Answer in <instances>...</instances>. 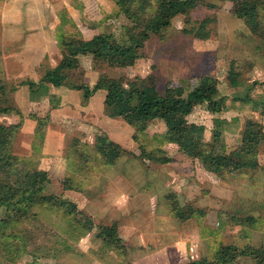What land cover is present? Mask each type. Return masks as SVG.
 Masks as SVG:
<instances>
[{
    "label": "rangeland",
    "instance_id": "obj_1",
    "mask_svg": "<svg viewBox=\"0 0 264 264\" xmlns=\"http://www.w3.org/2000/svg\"><path fill=\"white\" fill-rule=\"evenodd\" d=\"M150 1L152 4L155 2ZM208 1L219 9L215 13L217 23L208 27L209 40L200 41L183 35L184 17L179 16L169 28L161 31L162 40L152 37L146 42L145 58L134 67L106 68L90 57L82 62H89L92 70L86 74L87 71L79 68L77 72L70 73L69 86L86 81L90 85H85L91 88L102 74L132 83L135 76L145 77L156 72L159 87L171 84L188 91L189 77L209 74L219 79L217 81L222 85L227 84L228 73L232 69L239 76V86L229 92L225 88L220 89L227 96L229 111L219 118L223 119L225 114L235 118H230V126L222 128L220 141L213 143L211 132L217 115L197 106L188 116L189 123L205 129L204 154L218 151L219 146H224L226 153L236 148L240 144L239 131L247 120L261 125L264 132V115L261 113L264 109V39L249 34L243 21L232 20L229 3ZM74 7L75 11L71 7V12L81 23L80 31L75 24L65 22L62 24V36L77 38L81 31L84 38L107 33L120 43L125 42L123 27L128 22L117 12L114 0H94L87 9L80 4ZM202 12L207 11L203 9ZM77 13L80 15L78 18ZM195 16L202 18L203 14L194 12L193 18ZM150 17L154 18L153 10ZM252 70L255 77L262 78L263 82L245 78L246 73ZM69 86L57 87L56 96L49 99L53 109L79 110L82 106V111H85L89 107L94 110L104 108V91H97L86 101L83 91ZM36 91L32 86L30 92ZM244 96L257 102L258 108L253 110L252 102L235 100ZM48 114L41 119L45 123ZM69 116L79 118V114L73 112ZM104 117L95 121L94 127L90 126L88 133H83L84 137L88 134L90 140L105 133L129 154L117 160L114 166H108L87 146L85 139L80 142L73 138L74 123L62 119L63 122L59 123L64 126L62 132L68 138L65 148L70 151L65 149V153L68 152L66 159L64 163L63 160L58 161L61 168L56 174L52 172L53 181H48L46 191L75 202L96 225L116 223L119 236L128 249L126 257L102 248L95 239L96 229L85 232L76 220L68 219L61 210L34 205V216H28L12 228V233L22 240L26 252L10 263L8 256L0 251V264H188L203 259L212 261L220 246L264 248V143L259 147L258 169L237 171L219 178L205 171L202 159H189L168 143L165 128L160 122L155 121L144 132L138 133L120 119ZM233 119H237L236 122H231ZM27 138L29 141L30 137ZM38 149L41 150V145ZM148 155L153 159H148ZM161 158L169 162L156 161ZM21 165L36 169L35 162ZM81 178L83 182L72 180ZM168 195H175L181 203L202 211L203 216L196 215L180 222L171 213ZM2 217L1 211L0 219ZM232 264L255 263L240 257Z\"/></svg>",
    "mask_w": 264,
    "mask_h": 264
},
{
    "label": "trees",
    "instance_id": "obj_2",
    "mask_svg": "<svg viewBox=\"0 0 264 264\" xmlns=\"http://www.w3.org/2000/svg\"><path fill=\"white\" fill-rule=\"evenodd\" d=\"M230 4V13L242 20L250 33L264 39V0H218ZM118 12L128 22L123 27L126 40L120 43L112 34L102 33L89 40L79 34L77 38L60 36L62 59L53 69L48 70L40 82L54 87L67 85L69 75L78 69V56H91L93 60L109 68H131L145 58L144 46L152 37L162 40L161 31L169 28L175 18L184 17L181 33L196 40L207 41L210 37L209 25L216 21L218 7L208 0H114ZM206 10L203 13L202 10ZM151 10L154 18L150 17ZM194 12L203 17L193 18ZM157 73L145 77L135 76L132 83L123 78H110L104 74L89 88L85 84L70 85V88L83 91L87 101L97 91H104V115L110 119H120L138 133L144 132L155 122H160L165 128V139L178 148L180 153L189 159H202L203 168L209 174L224 178L234 172H248L260 167L258 162L259 147L264 143V132L261 125L247 120L239 131L240 144L226 153L224 146L218 151L204 154L202 150L205 129L188 122V116L197 106L204 107L211 115H217L212 129L213 143L220 141L222 128L230 122L220 119L227 110L226 98L218 90L217 79L209 75L191 76L187 80L190 89L182 86L166 84L159 87L156 81ZM239 76L230 69L228 84L235 88L239 86ZM255 84V83H252ZM30 89L36 84L29 82ZM35 89V88H34ZM12 88L0 81V115L7 114L8 94ZM237 101L252 102L244 96ZM252 109L259 104L252 102ZM258 105V106H256ZM264 115V109H261ZM233 119L231 122H236ZM43 120H38L37 128L45 126ZM230 126V125H229ZM21 127V123L4 126L0 123V251L8 256V262L14 263L25 249L19 236L12 233L14 224L22 222L28 216H34V205L50 206L59 209L68 219L76 220L85 232L97 230L95 239L101 247L111 252H117L125 258L127 248L118 233L116 223L111 225H96L91 216L83 213L78 205L71 200L47 194L48 173L21 165V161L13 153V144ZM93 150L110 167L117 160L128 155L127 150L112 141L105 133L95 137ZM148 159L153 157L148 155ZM159 163H168L165 158L156 159ZM171 213L180 222H186L194 216H203V212L194 209L189 204L178 201L175 195H168ZM251 259L255 264H264V248L246 246L239 249L233 245L220 246L213 255L212 261L205 259L192 261L188 264H232L238 258ZM124 264H130L125 262Z\"/></svg>",
    "mask_w": 264,
    "mask_h": 264
},
{
    "label": "crops",
    "instance_id": "obj_3",
    "mask_svg": "<svg viewBox=\"0 0 264 264\" xmlns=\"http://www.w3.org/2000/svg\"><path fill=\"white\" fill-rule=\"evenodd\" d=\"M93 1L0 0V81L6 84L7 87L12 88V92L7 96L8 106L13 111V113L9 112L8 114L0 115V123L4 126L21 123L20 130L13 144L14 154L22 164L35 162V168L37 170L50 172L48 173V181L50 183L53 181L52 172L56 174L61 168L58 161L63 160L64 163L66 159L65 155L68 152L65 153V149L70 151L69 148H65L68 144V138H66L67 134L64 133V135L62 132L64 126L59 122H63L62 119L66 122L72 121L74 123V129L72 131L73 138L77 141L80 140V142L85 139L87 146L89 145L93 150L95 137L89 140L88 134L84 137L83 133H88L87 129L90 126L94 127L95 121L105 118L104 108L101 107L99 110H94L92 107H89L85 111H82L83 107L81 106L79 110L82 112L74 108L71 110L53 109L49 99L56 96V91L59 88L48 83L40 82L43 75L58 65L62 59L60 36L64 23L75 24L76 29L80 31L81 23L73 17L71 7L74 10V6L80 4L87 9ZM104 1L107 2L108 0ZM65 3L67 8L63 6ZM67 3L69 5L71 4V6L69 7ZM100 4L103 5V3ZM77 15V18L80 17L78 13ZM233 17L232 20H239L235 16ZM66 19H71L72 21H64ZM214 23H217V19ZM67 26L69 27V25ZM248 32L251 34L250 31ZM92 37H83V39L89 40ZM90 57L78 56L79 67L71 73L77 72L79 68H82L83 71H87L86 74H89L90 70H92L89 62L83 63L82 61L84 59H90ZM105 67L109 68L106 65ZM209 76L213 77L212 75ZM245 78L252 80V82L255 80H263L262 78L255 77L253 70L252 72L248 71ZM29 82L37 85L34 87L37 90L36 92H30V87H28ZM226 83L219 85L218 82V90L224 97L227 96L221 93V88L227 89L228 92L229 90L234 91V88L228 82ZM84 84L90 85L86 81H84ZM64 86H69L68 82ZM226 104L229 105L228 103ZM65 105H68V103ZM71 112L79 114V118L69 116ZM46 113H49L48 120L41 132L37 128L38 120H41ZM222 118L230 122V118H235V116L225 114ZM23 137L24 141L22 140ZM27 137H30L29 141ZM39 145H41V150L38 149ZM27 158L32 160H28ZM81 179L72 180H75V182L79 180L83 182V178ZM75 201L77 200L75 199Z\"/></svg>",
    "mask_w": 264,
    "mask_h": 264
}]
</instances>
